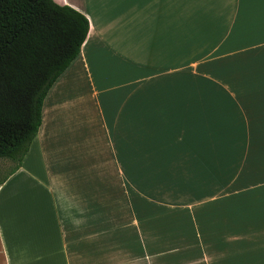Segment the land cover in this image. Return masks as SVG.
Returning <instances> with one entry per match:
<instances>
[{
  "label": "crops",
  "instance_id": "obj_1",
  "mask_svg": "<svg viewBox=\"0 0 264 264\" xmlns=\"http://www.w3.org/2000/svg\"><path fill=\"white\" fill-rule=\"evenodd\" d=\"M52 1L89 29L0 178V264H264V0Z\"/></svg>",
  "mask_w": 264,
  "mask_h": 264
},
{
  "label": "trees",
  "instance_id": "obj_2",
  "mask_svg": "<svg viewBox=\"0 0 264 264\" xmlns=\"http://www.w3.org/2000/svg\"><path fill=\"white\" fill-rule=\"evenodd\" d=\"M89 25L52 0H0V159L17 170L41 124L42 103L79 55Z\"/></svg>",
  "mask_w": 264,
  "mask_h": 264
},
{
  "label": "rangeland",
  "instance_id": "obj_3",
  "mask_svg": "<svg viewBox=\"0 0 264 264\" xmlns=\"http://www.w3.org/2000/svg\"><path fill=\"white\" fill-rule=\"evenodd\" d=\"M15 163L8 159H0V178L11 172Z\"/></svg>",
  "mask_w": 264,
  "mask_h": 264
}]
</instances>
